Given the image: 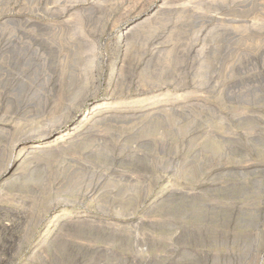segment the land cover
Instances as JSON below:
<instances>
[{
    "label": "rangeland",
    "instance_id": "1",
    "mask_svg": "<svg viewBox=\"0 0 264 264\" xmlns=\"http://www.w3.org/2000/svg\"><path fill=\"white\" fill-rule=\"evenodd\" d=\"M100 102L124 118L3 181ZM0 126V264H264V0H0Z\"/></svg>",
    "mask_w": 264,
    "mask_h": 264
},
{
    "label": "bare ground",
    "instance_id": "2",
    "mask_svg": "<svg viewBox=\"0 0 264 264\" xmlns=\"http://www.w3.org/2000/svg\"><path fill=\"white\" fill-rule=\"evenodd\" d=\"M164 4V3H163ZM162 6V5H161ZM123 35H124V33H123ZM40 62V61H39ZM39 65V64H38ZM37 65V66H38ZM41 65H43V64H41ZM40 67V66H39ZM43 68V67H42ZM42 70V69H41ZM44 70V69H43ZM55 72V71H54ZM43 74V73H42ZM58 74H60L59 72H58ZM39 75H41V74H39ZM54 75V74H53ZM57 75V74H56ZM61 76H59V77H63V75L62 74H60ZM52 75H50V77H51ZM58 76V75H57ZM78 76V75H77ZM42 78H45V77H43V76H41ZM54 77V76H53ZM49 77H47V79H48ZM57 78V77H56ZM46 79V80H47ZM51 79L52 78H49V80H47L48 82H45L44 84H46L47 85V83L49 84V82L51 83ZM60 79V78H59ZM58 79V80H59ZM63 78H61V80H62ZM79 79V78H78ZM45 80V79H44ZM54 80V79H53ZM57 80V82H60V81H58ZM70 80V79H69ZM76 80V79H75ZM71 81H73V79L71 80ZM44 82V81H43ZM53 82V81H52ZM55 82V81H54ZM61 82H63V80L61 81ZM61 82H60V86H61ZM67 82H68V80H67ZM80 82V81H79ZM64 83V82H63ZM78 83V82H77ZM77 83L75 84V82H74V84H71L72 86L74 85H77ZM65 84V83H64ZM68 84H69V82H68ZM83 84V83H82ZM45 85V86H46ZM59 84L58 83H55V86H54V88H56L57 86H58ZM67 85V84H66ZM80 85V84H79ZM52 86V85H51ZM59 86V87H60ZM73 86V88L75 89V87ZM77 87V86H76ZM48 88V87H47ZM49 88H51V87H49ZM58 88V87H57ZM57 88H56V91H57ZM59 89H62V87H60ZM68 89H69V87H68ZM72 89V88H71ZM73 89V90H74ZM76 89H78V88H76ZM76 89H75V91H76ZM79 89H80V86H79ZM55 90V89H54ZM54 90H52L51 89V91H53L54 92ZM50 91V90H49ZM59 91V90H58ZM57 91V92H58ZM63 91V90H62ZM85 91V90H84ZM76 92H78V90L76 91ZM75 92V93H76ZM48 93V92H47ZM50 93V92H49ZM61 93V92H60ZM74 93V94H75ZM81 94H82V91L80 92ZM50 94H52V93H50ZM53 95H55V93H53ZM52 95V96H53ZM80 95V94H79ZM78 95V96H79ZM45 96V95H44ZM44 98V97H43ZM75 98H76V95H75ZM74 98V99H75ZM46 99H47V97L45 98V102H47L46 101ZM48 99H49V97H48ZM77 100V99H76ZM73 102H75V100L73 101ZM122 109H118V108H116V107H114L113 106V104L112 103H110V102H103V103H96V104H93V105H91L90 107H89V110H88V112H85V114L84 115H82V116H80L79 118H78V121H74L73 123H71V125H70V130H68L67 132H63V129H62V131H60V130H58V127H57V125H55V124H57L58 122H56V123H52V125H47L46 124V127H45V129H43L42 130V133H39L40 135H38V136H34V137H30L29 136V134H28V136L29 137H27V138H24V137H26V136H24L23 138L24 139H22V137L20 138V140H18L17 142H15L14 144V152H16L17 153V155L19 154V155H23V157H21V159H18V160H15V161H12V159H10L11 157H9V159H10V161H8L7 162V164H6V166L4 167V165H3V167H4V169H3V173H2V175H3V178L5 179V180H3V181H5V182H8V181H16L17 179H19L18 177H17V175L16 174H18L19 173V171H18V173H16L17 172V170L19 169V167L24 163V161L27 159V158H29L31 155H35V154H39V153H43V154H46V153H48V152H53V153H55L56 151H59V150H63V149H66V147H70L71 148V146H72V148L74 147V145L75 144H77L80 140H82L85 136H86V134H89L90 132H92V130L91 129H94L92 126L96 123V124H105L106 122H117L118 120H120L122 117H123V114H122ZM127 112V111H126ZM125 114V113H124ZM126 115V114H125ZM128 115V114H127ZM139 115H140V113H139ZM126 117V116H125ZM234 117V116H233ZM232 117V118H233ZM63 118V117H62ZM62 118H60V120L62 119ZM124 118V117H123ZM69 119V118H68ZM137 119V118H136ZM228 119H231V118H227V120ZM55 120V119H54ZM64 119H62L60 122H59V125L60 126H62L60 123L63 121ZM70 120V119H69ZM68 120V121H69ZM221 120V119H220ZM224 120V119H223ZM233 120V119H232ZM68 121H66L65 122V124H67L68 123ZM222 121V120H221ZM92 122H94V124L92 125V126H90V124L92 123ZM224 122V121H223ZM227 122V121H226ZM234 122V121H233ZM118 123V122H117ZM63 124V123H62ZM96 124L94 125V127L96 126ZM222 124V123H221ZM64 125V124H63ZM106 125V124H105ZM113 125H116V124H114L113 123ZM59 126V127H60ZM99 126V125H98ZM104 126V125H103ZM44 127V126H43ZM109 126H106V129L108 128ZM115 127V126H114ZM0 128H1V126H0ZM3 128V127H2ZM6 129V128H5ZM42 129V128H41ZM96 129V131H97V128H95ZM110 129V128H109ZM100 130V129H99ZM95 131V130H94ZM216 131V130H215ZM6 132V131H5ZM41 132V131H40ZM213 132H214V130H213ZM217 132H219V131H217ZM220 133V132H219ZM0 134H2V132L0 133ZM3 134H4V131H3ZM93 134V133H92ZM95 134H97V133H95ZM101 134V133H100ZM210 134H212V136H213V133H211V132H209V135ZM31 135V134H30ZM36 135V134H35ZM32 136V135H31ZM88 136V135H87ZM92 136V135H91ZM211 136V135H210ZM211 136V137H212ZM99 137V136H98ZM220 137V136H219ZM86 138V137H85ZM95 138V137H94ZM97 138V137H96ZM102 138V137H101ZM100 137H99V139H101ZM221 138V137H220ZM98 139V138H97ZM96 139V140H97ZM212 139V138H211ZM87 140H89V139H87ZM86 140V141H87ZM95 140V141H96ZM85 141V140H84ZM88 142H90V141H88ZM96 143H97V141H96ZM108 143V142H107ZM85 144V143H84ZM91 145V144H90ZM103 146H104V144H102ZM200 146V145H199ZM109 147V146H108ZM202 149H203V144H202V147H201ZM187 149H189V148H187ZM201 149V150H202ZM75 150V149H74ZM200 150V149H199ZM186 151V150H185ZM184 151V152H185ZM93 152V151H92ZM201 152V151H200ZM207 152V151H206ZM71 153V152H70ZM12 154H14V153H12ZM12 154L10 153V156H12ZM50 154V153H49ZM56 154H59V152L58 153H56ZM95 154V153H94ZM193 154V153H192ZM183 155V154H182ZM202 155H203V151H202ZM201 155V156H202ZM14 156V155H13ZM53 156V155H52ZM39 156H37V158H38ZM182 157V156H181ZM203 157V156H202ZM39 159H41V157H39ZM182 160H184L183 159V157H182ZM203 160V159H202ZM5 161V160H4ZM31 161V160H30ZM27 162V161H26ZM208 162V161H207ZM2 163V162H1ZM32 163H33V161H32ZM31 163V164H32ZM202 163V162H201ZM187 164H188V162H187ZM199 164V163H198ZM184 165V164H183ZM183 165H181V166H183ZM190 165H191V163H190ZM202 165V164H201ZM207 165V164H206ZM1 166V165H0ZM195 166H197V165H195ZM194 166V167H195ZM208 166V165H207ZM212 166V165H211ZM214 166V165H213ZM212 166V167H213ZM219 166H221V165H218V167ZM225 166V165H224ZM249 166V165H248ZM3 167H1V168H3ZM187 167V166H186ZM188 167H189V165H188ZM198 167H200V166H198ZM202 167V166H201ZM209 167V166H208ZM214 167H216V166H214ZM218 167H216V168H218ZM242 167V166H241ZM240 167V168H241ZM245 167V166H244ZM247 167V166H246ZM249 167H251V165L249 166ZM183 168V167H182ZM181 168V169H182ZM193 168V167H192ZM210 168V167H209ZM225 168H226V166H225ZM231 168H232V166H231ZM243 168V167H242ZM248 168V167H247ZM188 169V168H187ZM234 169H235V167H234ZM244 169V168H243ZM200 170V169H199ZM221 170V169H220ZM219 170V171H220ZM224 170V169H223ZM230 170V169H229ZM228 170V171H229ZM231 170H233V169H231ZM1 171H0V174H1ZM201 171V170H200ZM215 171V170H214ZM238 171H239V168H238ZM202 172V171H201ZM216 172V171H215ZM217 172H218V170H217ZM181 173V172H180ZM207 173H209V171L207 172ZM221 173V172H220ZM194 174V173H193ZM202 174V173H201ZM214 174V173H213ZM1 176V175H0ZM188 176V175H187ZM199 176V175H198ZM207 176V175H206ZM210 176V175H209ZM216 176V175H215ZM183 177V176H182ZM181 177V178H182ZM202 177V176H201ZM126 178V177H125ZM124 178V179H125ZM131 178H133V177H131ZM1 179V178H0ZM128 179V178H127ZM136 179V178H135ZM208 179V178H207ZM132 180V179H131ZM183 180V179H182ZM132 181H134V180H132ZM180 181V180H179ZM228 181V180H227ZM131 182V181H130ZM137 182V181H136ZM181 182V181H180ZM203 182V181H202ZM2 183V182H1ZM169 183V182H168ZM201 183V182H200ZM200 183H199V185H200ZM167 184V183H166ZM182 184V183H181ZM183 184H185V183H183ZM189 184V183H188ZM191 184V183H190ZM203 184V183H202ZM209 184V183H208ZM17 185V184H16ZM170 185V184H169ZM180 185V184H179ZM205 185H207V184H205ZM216 185H221V184H216ZM215 185V186H216ZM4 185H2V187H3ZM171 186V185H170ZM195 186V185H194ZM193 186V187H194ZM198 186V185H197ZM196 186V187H197ZM211 187L213 186V184L212 185H210ZM172 187H173V185H172ZM176 187L177 186H175V190H178V189H176ZM189 188H190V186H188ZM200 187V186H199ZM170 188V187H169ZM183 188V187H182ZM185 188H186V186H185ZM192 188V187H191ZM209 188V187H208ZM215 188V187H214ZM4 189H5V187H4ZM164 189V188H163ZM172 189V188H171ZM197 189V188H196ZM2 190V189H1ZM165 190V189H164ZM167 190V189H166ZM187 190L188 189H186V190H183V189H179V191H178V194H179V196H180V198L183 200L184 198H187V197H192L193 199H195L196 197H197V193L196 192H198V191H196V192H194L193 193V191H191L192 193H188L187 192ZM192 190H194V189H192ZM198 190V189H197ZM201 190H202V188H201ZM3 191H5V190H3ZM163 191V190H162ZM173 191V190H172ZM7 192V191H6ZM6 192H4L5 194H6ZM170 192V191H169ZM168 192V194H171V193H169ZM176 192V191H175ZM190 192V191H189ZM27 193V192H26ZM168 194H166V195H164V197H165V199H166V197H168L169 195ZM176 194V193H175ZM1 195V194H0ZM3 195V194H2ZM161 195V194H160ZM4 197V196H3ZM5 197H6V199L7 198H9V200H10V198H13V197H7L6 195H5ZM4 197V198H5ZM156 197V196H155ZM160 198V197H159ZM16 199V198H15ZM19 199L21 200V198L19 197ZM157 199V198H156ZM144 200V199H143ZM157 200H159V199H157ZM161 200V199H160ZM173 200V199H172ZM6 201V200H5ZM14 201V200H13ZM177 201V200H176ZM202 201V200H201ZM153 202V201H152ZM149 203H151V202H149ZM155 203V202H154ZM212 203V202H211ZM1 205V204H0ZM150 205V204H149ZM213 205H215V204H213ZM25 206V205H24ZM186 206H188L187 204H186ZM212 206V205H211ZM203 207V206H202ZM205 207V206H204ZM208 207H209V204H208ZM8 208V207H7ZM6 208V209H7ZM261 209H262V206H261ZM17 210V209H16ZM65 210V209H64ZM175 210H177V209H175ZM55 211V210H54ZM67 211V210H66ZM65 211V212H66ZM9 212V211H8ZM53 212V211H52ZM13 213V212H12ZM20 213H21V211H20ZM203 213V212H202ZM82 214V213H81ZM167 214V213H166ZM215 214V213H214ZM86 215V214H85ZM168 215V214H167ZM171 215V214H170ZM19 216V215H18ZM47 216V215H46ZM92 216V215H91ZM203 216V215H202ZM53 220H51L50 221V225L47 227V231L44 233V235L41 237V238H39V240L37 241V244L35 245V248H34V250H36L37 252H36V254H38V252H40V250H41V246L43 247V246H45V244L47 243V241H48V239H47V235H54V236H59L58 235V230L57 229H59V231H60V229H62L63 227H66V226H68V225H77V224H81L82 222H84L83 220H84V216H80L79 214L78 215H74V217H71L69 214L68 215H65L64 214V211H57V212H54L53 213ZM203 218V217H202ZM40 219V218H39ZM51 219H52V217H51ZM85 219H86V217H85ZM92 220V219H91ZM169 219L167 218V221H168ZM202 220V219H201ZM53 221H59V225H58V223H53L52 225H51V223L53 222ZM165 221V220H164ZM171 221H173V220H171L170 219V221H169V223H168V225L170 226V224H171ZM32 222V221H31ZM89 222H91V221H89ZM174 222V224H175V221H173ZM203 222V221H202ZM39 223H40V220H39ZM165 223V222H164ZM177 223V222H176ZM179 224V223H178ZM184 224V223H183ZM28 225V224H27ZM29 225H30V223H29ZM91 225V224H90ZM2 226V225H1ZM9 226V225H8ZM83 226V225H82ZM185 226V225H184ZM202 226V225H201ZM7 227V226H6ZM14 227H16V225L15 226H13V228ZM70 227V226H69ZM77 227V226H76ZM97 227V226H96ZM208 227V226H207ZM27 228V227H26ZM4 229H7L8 231H10L8 228H4ZM65 229V228H64ZM72 229V228H71ZM178 229V228H177ZM186 229V228H185ZM184 229V227H183V230H185ZM190 229H191V227H190ZM199 229H201V228H199ZM194 230H197V228L196 229H194ZM202 230V229H201ZM73 231V230H72ZM182 231V230H181ZM191 231H193V229H191ZM12 232V231H11ZM61 232V231H60ZM119 232H121V231H119ZM206 232V231H205ZM34 233V232H33ZM64 233V232H63ZM181 233V232H180ZM67 234H69L70 235V233H67ZM194 234H195V232H194ZM195 235H197V234H195ZM65 236H67L66 234H65ZM201 236H202V234H201ZM176 237V236H175ZM177 237H178V235H177ZM176 237V238H177ZM180 237H182V236H180ZM203 237V236H202ZM29 238V237H28ZM179 238V237H178ZM204 238V237H203ZM15 239V238H14ZM24 239V238H23ZM135 239V238H134ZM54 240V239H53ZM202 240V239H201ZM61 241H63V240H61ZM65 241V240H64ZM203 241V240H202ZM11 242V241H10ZM13 242V241H12ZM52 242V241H51ZM55 242V241H54ZM198 242V241H197ZM32 243V242H31ZM59 243V242H58ZM61 244V243H60ZM63 244V243H62ZM167 244H169V243H167ZM173 244H174V242H173ZM178 244V243H177ZM177 244H174V245H177ZM183 244V243H182ZM203 244V243H202ZM57 245V244H56ZM196 245V244H195ZM194 245V246H195ZM181 246V245H180ZM183 246H185V245H183ZM58 247H62L61 245L60 246H58ZM173 247V246H172ZM172 247H171V249H172ZM178 247V246H177ZM24 249V248H23ZM50 249H52V248H50ZM169 249V248H168ZM174 249V248H173ZM182 249V248H181ZM180 250V249H179ZM189 250H191V249H189ZM44 251H46V250H44ZM172 251V250H171ZM203 251V250H202ZM174 252V251H173ZM185 252V251H184ZM191 252V251H190ZM196 252V251H195ZM207 252V251H206ZM205 252V253H206ZM227 252V251H226ZM35 253V252H34ZM171 253V252H170ZM213 253H215V251L213 252ZM39 254H41V253H39ZM196 254V253H195ZM207 254V253H206ZM197 255V254H196ZM204 255V254H203ZM213 255V254H212ZM121 256V255H120ZM202 256V255H201ZM210 256H211V254H210ZM209 256V257H210ZM171 257V256H170ZM205 257H207V255H205ZM204 257V258H205ZM219 257V256H218ZM226 257V255L224 256V258ZM124 258V257H123ZM198 258V257H197ZM208 258V257H207ZM128 259L131 261V259L128 257ZM201 259V258H200ZM212 259H213V256H212ZM202 260H203V257H202ZM211 260V259H210ZM216 261V260H215ZM129 262V261H128Z\"/></svg>",
    "mask_w": 264,
    "mask_h": 264
}]
</instances>
